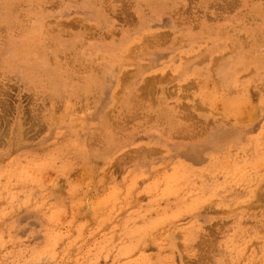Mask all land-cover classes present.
Listing matches in <instances>:
<instances>
[{"label":"rangeland","instance_id":"1","mask_svg":"<svg viewBox=\"0 0 264 264\" xmlns=\"http://www.w3.org/2000/svg\"><path fill=\"white\" fill-rule=\"evenodd\" d=\"M0 264H264V0H0Z\"/></svg>","mask_w":264,"mask_h":264}]
</instances>
